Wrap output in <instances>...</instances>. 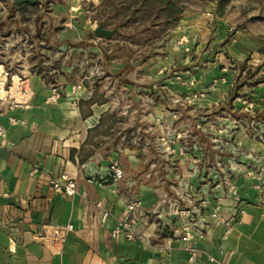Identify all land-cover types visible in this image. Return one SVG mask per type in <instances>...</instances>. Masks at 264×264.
<instances>
[{"label":"crops","instance_id":"obj_1","mask_svg":"<svg viewBox=\"0 0 264 264\" xmlns=\"http://www.w3.org/2000/svg\"><path fill=\"white\" fill-rule=\"evenodd\" d=\"M16 1L0 0V264H264V78L228 104L237 77L264 70L261 46L225 43L210 13H189L147 72L94 35L88 19L107 0ZM80 52L102 76L76 73ZM172 98L196 114L228 105L240 122L225 154L204 147L195 165L121 145ZM112 160L121 180L107 174ZM65 172L74 196L50 184ZM134 201L138 238L113 237Z\"/></svg>","mask_w":264,"mask_h":264},{"label":"rangeland","instance_id":"obj_2","mask_svg":"<svg viewBox=\"0 0 264 264\" xmlns=\"http://www.w3.org/2000/svg\"><path fill=\"white\" fill-rule=\"evenodd\" d=\"M183 3L187 5L183 16L194 12L210 13L209 17L213 16V25L216 21H219L223 27H226L225 43L244 41L260 45V51H264V0H183ZM100 8L88 19L89 23L99 25V22L105 19L107 21L105 26L109 29L114 28L116 23L115 16L111 15L108 8H105V11L102 9V13H100ZM131 25L125 37L117 34L111 38L116 41L113 44V52L116 53L117 57L122 56V58L132 59L133 61L137 60L141 66L144 65L145 71L150 72L152 70L149 63L150 60L165 57V54L161 52L163 43L176 27L163 39L157 40L151 34V31L139 30L137 32L134 28L136 24L132 23ZM91 35L92 32L90 31V38ZM77 55H79V60L84 62V64L79 67L76 73L81 75L87 72L91 66H93L91 69L93 73H96V71L101 73L103 66L101 63H97V65L88 64V61H92V57L82 52ZM85 55L86 58H83ZM238 67L241 70L239 72L241 76L244 71L240 68L241 65L239 66L238 64ZM261 78H264V70H262V73L260 71L255 73L250 72L244 77L242 76L240 81L239 77H237L235 85H239L240 89H249L254 85L255 80ZM160 83L159 86L162 88L163 81L161 80ZM149 99L150 97H145L144 108H146ZM249 99L241 97L240 101H245L248 104L252 102ZM126 101L130 105L131 99L127 98ZM170 102L171 108H167L169 110L166 112L162 111L160 115H153L150 110L144 112L145 124H140L139 127L134 126L127 131V135L131 136V133L136 134L139 130L141 137H146L150 141V144L146 148L142 146L138 148L151 153L154 157L159 156V154L164 155L167 152L172 153L171 157L176 159L179 156L189 155L195 165L200 162V159H204V147L208 154L212 152H218L221 155L225 154L226 147L231 142L230 136L235 130V125H237L236 121H239L228 105L221 111L213 110L196 114L191 112L190 109L181 110L183 104L178 99L172 98ZM128 115H130V112ZM220 118L222 122H225L224 124L219 122ZM148 120L151 122L150 124H148ZM178 141V147H174V142ZM200 141L204 143V146ZM196 142L202 145V152L195 148ZM176 159H171V161L176 162ZM167 161H170V159ZM221 161L219 160L220 163ZM232 177L228 179L229 183L232 182ZM234 179L235 181L237 180L236 178ZM230 187H232V184Z\"/></svg>","mask_w":264,"mask_h":264},{"label":"trees","instance_id":"obj_3","mask_svg":"<svg viewBox=\"0 0 264 264\" xmlns=\"http://www.w3.org/2000/svg\"><path fill=\"white\" fill-rule=\"evenodd\" d=\"M105 8H108L113 17L115 16L114 28L119 30L115 35L125 37L131 24L135 23V31H151V34L160 40L177 26L187 5L183 0H107L99 9L100 13L102 9L105 11ZM106 22L103 19L99 24L102 23L107 28ZM248 73L250 71L246 74ZM239 89V85L234 86L228 104L236 98Z\"/></svg>","mask_w":264,"mask_h":264},{"label":"built area","instance_id":"obj_4","mask_svg":"<svg viewBox=\"0 0 264 264\" xmlns=\"http://www.w3.org/2000/svg\"><path fill=\"white\" fill-rule=\"evenodd\" d=\"M98 75H101L103 71L97 72ZM83 87V85H78L75 87L76 90H80ZM56 87L54 90L56 91ZM13 123H16L17 121L12 119ZM6 128L3 125H0V135L5 134ZM121 145L130 144L134 147H144L146 148L149 144L150 141L145 137L142 138L140 135V131L138 130L136 134L131 133L130 135L123 134L121 137ZM196 149H199L201 152L203 151V147L200 143L196 142L195 145ZM221 158L218 157L217 160L219 161ZM202 160V159H200ZM87 166V164H85ZM108 176L114 178L115 180H121L125 173L123 168L117 163L116 160H112L109 164V169H108ZM50 184L52 185L54 191L60 195L63 196H74L77 193V185L76 181L68 174V173H62L61 175L58 176H53L50 179ZM0 196H7V193H0ZM139 203L138 202H132L127 205L128 209V216L119 223V225L112 231V236L113 237H125L128 239H135L138 238L135 232V226L137 224V219L135 216H133V212H135V209L138 207ZM98 206H100V203H98ZM240 213H244L243 210L240 211ZM108 216V213H104V218ZM55 233H58L59 231L57 229L54 230ZM192 236L191 229L189 227H186L184 229V234L182 235V238L184 240H188ZM48 243H50L51 239H48Z\"/></svg>","mask_w":264,"mask_h":264},{"label":"water","instance_id":"obj_5","mask_svg":"<svg viewBox=\"0 0 264 264\" xmlns=\"http://www.w3.org/2000/svg\"><path fill=\"white\" fill-rule=\"evenodd\" d=\"M37 0H17V4H22V3H31L35 4ZM119 30L117 28L114 29H107L104 27V25L101 23L99 24L95 30H94V35L97 38H105V39H111L116 33H118Z\"/></svg>","mask_w":264,"mask_h":264}]
</instances>
